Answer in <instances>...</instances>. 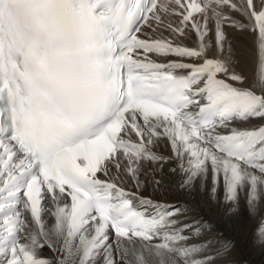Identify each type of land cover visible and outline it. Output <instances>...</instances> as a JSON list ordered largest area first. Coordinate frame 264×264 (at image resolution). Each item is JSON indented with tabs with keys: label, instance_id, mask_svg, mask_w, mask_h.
I'll return each instance as SVG.
<instances>
[{
	"label": "snow or ice",
	"instance_id": "6c2138e0",
	"mask_svg": "<svg viewBox=\"0 0 264 264\" xmlns=\"http://www.w3.org/2000/svg\"><path fill=\"white\" fill-rule=\"evenodd\" d=\"M166 165L264 186V0H0V264H176Z\"/></svg>",
	"mask_w": 264,
	"mask_h": 264
},
{
	"label": "bare ground",
	"instance_id": "6f19581e",
	"mask_svg": "<svg viewBox=\"0 0 264 264\" xmlns=\"http://www.w3.org/2000/svg\"><path fill=\"white\" fill-rule=\"evenodd\" d=\"M241 68L251 75L249 57ZM166 143L159 147L165 155L169 154ZM167 167V186L148 191L178 209L171 217L176 223L170 229L180 233L170 250L176 264H264V186L252 194L244 181L236 197L227 200L223 182L213 194L210 172L203 182L197 178L181 186L179 174L168 175Z\"/></svg>",
	"mask_w": 264,
	"mask_h": 264
}]
</instances>
